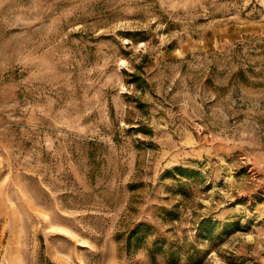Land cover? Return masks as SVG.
<instances>
[{"label": "rangeland", "instance_id": "374dc122", "mask_svg": "<svg viewBox=\"0 0 264 264\" xmlns=\"http://www.w3.org/2000/svg\"><path fill=\"white\" fill-rule=\"evenodd\" d=\"M263 243L264 0H0V264Z\"/></svg>", "mask_w": 264, "mask_h": 264}, {"label": "trees", "instance_id": "16d2710c", "mask_svg": "<svg viewBox=\"0 0 264 264\" xmlns=\"http://www.w3.org/2000/svg\"><path fill=\"white\" fill-rule=\"evenodd\" d=\"M175 170H180V169H177V168H176ZM138 227H139V226H137L136 228L132 229V230L130 231V233H129L127 239H126L125 247H126L127 250H129V248L131 247V238L134 237V239H135V238L138 239V236H137V234H136V232L138 231Z\"/></svg>", "mask_w": 264, "mask_h": 264}, {"label": "built area", "instance_id": "2783aa9c", "mask_svg": "<svg viewBox=\"0 0 264 264\" xmlns=\"http://www.w3.org/2000/svg\"><path fill=\"white\" fill-rule=\"evenodd\" d=\"M261 251H262L263 254H264V243H263V245L261 246Z\"/></svg>", "mask_w": 264, "mask_h": 264}]
</instances>
